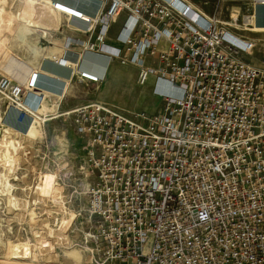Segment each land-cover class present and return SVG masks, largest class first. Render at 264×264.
<instances>
[{"label":"built area","instance_id":"obj_1","mask_svg":"<svg viewBox=\"0 0 264 264\" xmlns=\"http://www.w3.org/2000/svg\"><path fill=\"white\" fill-rule=\"evenodd\" d=\"M240 1L225 21L189 0H50L63 22L48 60L68 75L44 76L61 90L38 62L22 82L0 73L23 115L57 110L74 78L98 88L114 60L154 78L155 111L89 99L60 113L81 140L89 264H264V40L245 35L264 0Z\"/></svg>","mask_w":264,"mask_h":264},{"label":"rangeland","instance_id":"obj_2","mask_svg":"<svg viewBox=\"0 0 264 264\" xmlns=\"http://www.w3.org/2000/svg\"><path fill=\"white\" fill-rule=\"evenodd\" d=\"M195 2L211 13L217 9L220 19L225 21L229 20L230 13H241L245 8L240 0ZM22 4V0H0V73L12 77L18 75L14 78L21 82L27 79L26 74L15 62L9 63L4 59L7 50L12 59L18 57L34 66L40 59L39 55L48 52L47 47L59 46L57 37H60L59 32L54 30L43 38L40 36L42 29L38 28L25 35V39L17 38L11 20ZM122 18L123 15H120L118 20ZM58 21L60 26L63 17L60 16ZM253 30L261 31L264 28L255 27ZM245 35H256L258 40H264L260 34L245 32ZM11 54H16V58ZM135 70L130 64H120L114 60L108 66L107 81L98 88L91 84L73 82L70 95L62 100L57 110L43 103L28 118L29 128L23 131L22 127H13L12 124L11 136L19 142L21 148L17 151L11 171L0 161V264H89L86 251L77 245L87 224L86 216L83 215L85 184L81 179L82 173L78 171L81 140L73 130L70 117L60 113L84 99H100L126 113L155 111L160 99L155 94L157 87H154V78L150 76L144 84L139 85L131 78ZM4 109L5 102L0 97V114L4 115ZM48 110L52 117L47 118ZM11 122L10 118L6 123L11 126ZM20 131L25 138L20 136ZM4 179L13 184L9 193L6 192ZM52 186L55 192L51 191ZM28 209L35 213L33 217L28 214ZM22 241H26L27 249H30L25 255L27 258L8 259L7 248Z\"/></svg>","mask_w":264,"mask_h":264},{"label":"bare ground","instance_id":"obj_3","mask_svg":"<svg viewBox=\"0 0 264 264\" xmlns=\"http://www.w3.org/2000/svg\"><path fill=\"white\" fill-rule=\"evenodd\" d=\"M22 1L24 3V4H22V7L19 8L16 11V13L13 14V20H11V21H13V24L11 23L12 25L11 24H8L7 25V26H10L11 25V26H13V28H15V32H16L17 38L23 39L25 35L31 34L36 29L38 30V28H41L42 29L41 30V32H42L41 34L42 35H40V36H42L43 38L46 37L47 35L51 34V31L57 30L59 32V28H60V26L62 24V21L60 22V26H59V21L58 20H59V17L61 15L59 16V13H56L52 9V7H50V5L48 6V3H50V0H22ZM69 12H71V11H69ZM9 17H11V16H9ZM12 31H10V32L12 33ZM252 31H255V30H252ZM52 33H54V32H52ZM59 34H60V32H59ZM59 50H60V48L58 49L57 46L50 45L49 47H47V51H48L47 53H45L43 55L42 53L44 52V50L42 51V53H41L42 55H39L40 56V59L38 61V65L36 67L37 70H38V72H41L43 75H45V73H44L45 68L43 69V67L40 65V63L43 60L50 62L48 60V58H49L48 55L49 54H52V53H55V52H58ZM11 55L12 56H15L16 54L15 55L11 54ZM16 56H15V58H16ZM4 59H6L9 63L10 62H12V63L15 62L18 66H20L24 70V73L26 74L27 79L29 78L32 69H34V66L33 65H31L29 62L27 63V62L23 61L21 58H18L17 57L16 60L12 59L10 57V51H8V50L6 52V57ZM46 74H48V73H46ZM65 91H66V89H65ZM22 107H23L22 110H26V112H28V108L26 106H22ZM31 113H32V115L34 114L33 111ZM32 115H30L28 113H25L23 115V113L20 110H18L16 108L9 107V106L8 107H5V109H4V115L0 114V126H1V128H0V161L2 162V164L4 166L7 167L8 171H11L13 169L12 166L14 165L13 162L16 161L17 151H18V149L21 148V146H19V142L16 141V140H14L12 138V136H11V133H12V124H13V127H16L17 125H18L19 128L22 127V129L24 131L26 128H29L30 124H29V119L28 118L31 117ZM10 118H11V121H12L11 122V126H9L6 123L7 120L10 119ZM41 120H42V118H41ZM43 120H45V118H43ZM22 122H24L25 125ZM19 128H17L18 131H19ZM19 133H20V136L21 137H24L23 136L24 133L22 131H20ZM1 167H2V165H1ZM4 180H5V184L7 186L6 192L9 193L10 188H12V185L13 184H10L8 182V180L6 181V179H4ZM1 181H2V179H1ZM4 189L5 188H3V190ZM54 190H55V188L53 189V186H52L51 187V191L53 192ZM13 199H14V197H13ZM13 199H10V200H13ZM24 205H27V203H25ZM32 208H34V207H32ZM31 210L32 209H28V211H29L28 214L30 215V217H33V215L35 213L33 211H31ZM33 223H34V218H33ZM35 231H37V230H35ZM18 242L11 244L7 248V256H8V259H17V260L18 259H21L22 260V259H26L27 258L25 255H26V253L30 252V249L29 248L27 249V243H26V241L25 242L22 241L20 243H18ZM17 264H22V263L21 262H17Z\"/></svg>","mask_w":264,"mask_h":264},{"label":"crops","instance_id":"obj_4","mask_svg":"<svg viewBox=\"0 0 264 264\" xmlns=\"http://www.w3.org/2000/svg\"><path fill=\"white\" fill-rule=\"evenodd\" d=\"M64 1H66V2H68V3H70V4H74V3H76V0H64ZM83 1L85 2L86 0H81V2L79 3V5H80V7L84 10V11H86V12H90V13H92L93 11H94V9H93V7H87L84 3H83ZM191 3H193L196 7H199L200 9H202L204 12H206V13H210V12H208V11H206L205 9H203L202 7H200V5L199 4H197L196 2H195V0H189ZM254 12H255V24H256V27L257 28H264V6L263 5H257V6H255V8H254ZM119 20L117 21V22H115L114 24H112L111 25V28H110V30H109V36L110 37H112L113 35H114V33L117 31V29H118V26H119ZM73 23H75V24H77V25H81L80 24V22H73ZM67 30V29H66ZM65 29H64V32H67ZM68 32H70V31H68ZM251 34H260V35H262V37L264 38V30H255L254 32H251ZM255 36L256 35H254V36H252L251 35V37H253V38H255ZM58 38V41H59V43H60V41H61V35H60V37L58 36L57 37ZM107 43L108 44H110V45H112L113 44V42L111 41V40H107ZM57 48L59 49V46H57ZM96 60H97V62L98 63H101V61H102V59L101 58H95ZM111 63H113V61L111 62ZM110 63V64H111ZM40 65L43 67V69L45 68V71L44 72H48V74L49 73H51L52 75H57V76H61V77H66L67 75H68V72H67V70H65V69H63V68H61V67H59V66H56L55 64H53V63H51V62H48V61H45V60H43L41 63H40ZM134 69H136V67H134V66H132ZM41 68V67H40ZM137 70V69H136ZM136 70H135V72L133 71L132 73H131V78L132 79H135V76H136ZM107 78H108V72H107V76H106V80H105V82L107 81ZM74 82H76V79L74 78ZM104 82V83H105ZM39 83L41 84V86L42 87H44V88H51V89H53V90H56V91H60L61 90V87H62V83L61 82H59V81H57V80H55V79H52V78H50V77H47V76H40V81H39ZM72 89V84H68L67 86H66V91H65V98L66 97H68L70 94H69V92H70V90ZM64 98V99H65ZM87 100H89V99H84V100H81L80 102H78V103H76L75 105H77V104H79V103H81V102H86ZM75 105H73V106H75ZM72 106V107H73ZM71 107V108H72ZM70 109V108H69ZM66 110H68V109H66ZM21 117V116H20ZM19 117V118H20ZM21 119V118H20ZM22 123H24V122H22ZM24 125H25V123H24Z\"/></svg>","mask_w":264,"mask_h":264}]
</instances>
